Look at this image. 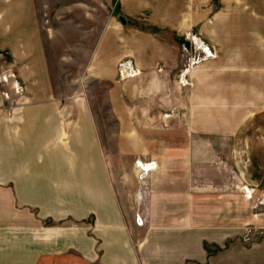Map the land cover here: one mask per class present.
Listing matches in <instances>:
<instances>
[{"label":"crops","instance_id":"1","mask_svg":"<svg viewBox=\"0 0 264 264\" xmlns=\"http://www.w3.org/2000/svg\"><path fill=\"white\" fill-rule=\"evenodd\" d=\"M33 1L0 3V51L24 83L0 88V264H264V237L237 238L245 220L264 232V0H171L133 16L148 30L97 40L79 72L109 83L116 151L80 76L56 93ZM187 33L213 56L178 81ZM125 57L135 74L119 78Z\"/></svg>","mask_w":264,"mask_h":264},{"label":"rangeland","instance_id":"2","mask_svg":"<svg viewBox=\"0 0 264 264\" xmlns=\"http://www.w3.org/2000/svg\"><path fill=\"white\" fill-rule=\"evenodd\" d=\"M139 1V4H134L132 0H126V3H124L123 0H60V2L59 0L33 1L43 27V43L46 48L45 52L50 66L49 69L51 70L50 77L55 83L57 90L56 93H63L66 97L73 96L76 91L71 89L72 84H70V82H72L74 78L80 76L83 80L80 91L83 96L88 99L93 112L97 116L101 141L105 145L110 143V146L114 147L115 151L117 150V146L120 145V139L118 137H106V133L111 129L116 133V123H114L112 128L109 122H107L108 125H106L105 122L106 115L110 112L107 99V87L109 83L91 79L79 71L83 69V66L89 59V54L93 51L97 40L100 41V38L104 33H110L113 37H116L118 34L128 32L126 30L127 28H125L128 25H133L138 30L146 31L148 29L141 22H137L133 16L136 14H142L144 18L149 19V17H153V11H161V13H163L164 7H168L171 0ZM10 2L11 0H0L3 7H8ZM120 16L124 18V23L121 22ZM107 26L109 28L106 30ZM47 29H51L49 31L53 36H47ZM185 37L188 38L189 45L185 46L179 44L180 70L178 81H180L181 77L187 80V74L185 71L191 62L194 65H197L201 60L208 58H203L205 54H200L202 52L195 44V38L197 35L195 36L187 33ZM116 44L118 43L116 42ZM106 45L113 47L115 42L112 40L111 42H107ZM209 48L211 49V47ZM0 52L3 54V56H0V73L5 71L13 74L22 88L24 83L20 80L15 67L12 65L13 59L9 57L7 53ZM126 62H131L130 64L133 65L132 60L125 57L117 62L116 70L118 71L120 69L119 66L121 63L125 64ZM62 69H65V72H62ZM126 76L132 75L130 74ZM118 77L122 78L120 72ZM10 87L11 78L6 82H0L2 93L3 95L6 94L7 98H10V91H12ZM115 157H117L118 161H123L125 159L124 155L116 154V152ZM255 210L259 213L262 212L260 210L264 211V201L257 203L254 207V211ZM134 221L136 222V218H134ZM52 222L53 221L50 220H44L45 225H49ZM251 226L255 227V225L250 223L249 220H245L243 222V233L240 237H237L240 239L239 242L244 246H249L251 243L264 237V232L255 233ZM20 247L21 246H19V250H21ZM204 247L209 256H214L221 250V248L214 243L204 244ZM257 253L264 254V250L252 252V254ZM33 256L35 258L36 253ZM24 257L25 256L22 255L19 256V264H26V259ZM263 259L264 258H261V260ZM254 261L257 262V260ZM194 264L217 263L196 261Z\"/></svg>","mask_w":264,"mask_h":264},{"label":"built area","instance_id":"3","mask_svg":"<svg viewBox=\"0 0 264 264\" xmlns=\"http://www.w3.org/2000/svg\"><path fill=\"white\" fill-rule=\"evenodd\" d=\"M195 44L198 46V48L201 50V52L202 53H200V54H205L204 55V57L203 58H205V57H209V56H213V52H212V50L209 48V46H207L205 43H203L201 40H199V38L198 37H196L195 38ZM123 63V62H122ZM121 63V65L119 66L120 67V71H121V73H124V74H126V75H128V73L129 74H134V72H130V71H128V73H125V72H122V69H123V67H125L126 69H130L129 67H130V62H126L125 64H122ZM128 63V64H127ZM192 63V62H191ZM130 64V65H129ZM11 78V87H10V89H13L14 90V92L15 93H17V94H19V93H21V91H22V88L20 87V85L18 84V82L16 81V79H15V77H14V75L13 74H11V73H8V72H2V73H0V82H6V81H8L9 79ZM6 95V94H5Z\"/></svg>","mask_w":264,"mask_h":264},{"label":"bare ground","instance_id":"4","mask_svg":"<svg viewBox=\"0 0 264 264\" xmlns=\"http://www.w3.org/2000/svg\"><path fill=\"white\" fill-rule=\"evenodd\" d=\"M131 63V62H130ZM130 65V64H129ZM130 69H126L125 67H123V69H122V72H125V73H128V71H130L131 73L132 72H134L135 73V71H134V69H133V66L132 65H130V67H129ZM128 70V71H127ZM129 74V73H128ZM124 76H126V74H124Z\"/></svg>","mask_w":264,"mask_h":264},{"label":"water","instance_id":"5","mask_svg":"<svg viewBox=\"0 0 264 264\" xmlns=\"http://www.w3.org/2000/svg\"><path fill=\"white\" fill-rule=\"evenodd\" d=\"M121 22H122V23H124V22H125V20H124V19H121Z\"/></svg>","mask_w":264,"mask_h":264},{"label":"trees","instance_id":"6","mask_svg":"<svg viewBox=\"0 0 264 264\" xmlns=\"http://www.w3.org/2000/svg\"><path fill=\"white\" fill-rule=\"evenodd\" d=\"M120 19H124L122 16H120Z\"/></svg>","mask_w":264,"mask_h":264}]
</instances>
